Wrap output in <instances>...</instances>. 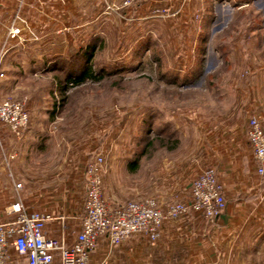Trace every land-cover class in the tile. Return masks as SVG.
I'll list each match as a JSON object with an SVG mask.
<instances>
[{
    "label": "crops",
    "instance_id": "crops-1",
    "mask_svg": "<svg viewBox=\"0 0 264 264\" xmlns=\"http://www.w3.org/2000/svg\"><path fill=\"white\" fill-rule=\"evenodd\" d=\"M120 1L0 0V100L11 97L29 115L22 140H3L11 157L9 179L0 177V210L20 202L28 212L48 214L43 234L70 244L80 228L86 166L97 156L104 161L102 197L109 210L129 200L154 199L162 209L171 202H185L192 181L212 167L225 198L219 217L208 220L200 212L188 211L163 222L154 242L133 235L110 246L101 237L90 263L264 264V176L256 172L247 141L249 115L257 116L264 131V68L250 83L248 100L225 97L220 106L211 102L205 113L183 99L180 109L170 115L179 144L169 160L156 146L152 155L150 145L131 146L123 134L118 141L109 136L108 146H98L97 132L84 139L77 135L76 124L54 127L67 92L65 83L50 86L54 68L49 64L51 58L66 55V24H99L98 11L105 3ZM212 1L149 0L125 10V15H110L105 25L129 40L144 25L140 18L148 3L180 14ZM131 17L136 18L128 25ZM10 27L19 30L14 38L7 35ZM16 183L21 184L19 190Z\"/></svg>",
    "mask_w": 264,
    "mask_h": 264
},
{
    "label": "rangeland",
    "instance_id": "rangeland-1",
    "mask_svg": "<svg viewBox=\"0 0 264 264\" xmlns=\"http://www.w3.org/2000/svg\"><path fill=\"white\" fill-rule=\"evenodd\" d=\"M122 2L105 3L98 11L99 24H66V55L51 58L49 64L54 68L50 86L65 83L67 92L54 127L76 124L77 135L84 139L97 132L98 146H108L109 136L118 141L121 134L131 146L152 142L149 155L156 146L169 160L179 144L170 115L180 109L183 99L205 113L211 102L220 106L225 97L248 100L250 83L264 68V0H213L180 14L148 3L140 18L144 25L129 40L109 31L106 18L147 3L124 7ZM154 8L167 15L152 17ZM86 74L94 80L73 83ZM10 137L0 123V177L7 179L11 150L3 140ZM8 208L2 206L0 223L10 217Z\"/></svg>",
    "mask_w": 264,
    "mask_h": 264
},
{
    "label": "built area",
    "instance_id": "built-area-1",
    "mask_svg": "<svg viewBox=\"0 0 264 264\" xmlns=\"http://www.w3.org/2000/svg\"><path fill=\"white\" fill-rule=\"evenodd\" d=\"M146 1L123 0L122 6ZM150 15L163 17L167 11L154 8ZM18 32V29L10 27L7 35L14 38ZM0 123L7 127L15 141H20L29 125V115L20 102L0 100ZM247 141L257 163L256 172L263 177L264 131L256 115L248 118ZM103 162V158L97 156L86 166L80 228L72 243H66L61 237H46L43 228L50 219L48 214L28 212L20 202H16L6 210L10 217L0 223V264H91L90 256L101 237L110 246H116L133 235L154 242L162 223L167 220H177L188 211L200 212L206 219L213 220L225 208L223 187L216 172L206 169L192 181L189 198L185 202H171L162 209L154 199L129 200L109 210L102 197ZM14 188L19 190L21 184H14Z\"/></svg>",
    "mask_w": 264,
    "mask_h": 264
},
{
    "label": "trees",
    "instance_id": "trees-1",
    "mask_svg": "<svg viewBox=\"0 0 264 264\" xmlns=\"http://www.w3.org/2000/svg\"><path fill=\"white\" fill-rule=\"evenodd\" d=\"M84 78H91L92 80H94V76H93L92 74H86L84 77L82 76V77L79 78V79H75V80H73V83L77 85V84H79L80 81H82ZM175 144H176V143H175ZM149 145H152V142H150Z\"/></svg>",
    "mask_w": 264,
    "mask_h": 264
},
{
    "label": "water",
    "instance_id": "water-1",
    "mask_svg": "<svg viewBox=\"0 0 264 264\" xmlns=\"http://www.w3.org/2000/svg\"><path fill=\"white\" fill-rule=\"evenodd\" d=\"M215 219H216V218H215ZM215 219H214V220H215Z\"/></svg>",
    "mask_w": 264,
    "mask_h": 264
}]
</instances>
